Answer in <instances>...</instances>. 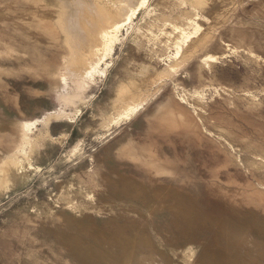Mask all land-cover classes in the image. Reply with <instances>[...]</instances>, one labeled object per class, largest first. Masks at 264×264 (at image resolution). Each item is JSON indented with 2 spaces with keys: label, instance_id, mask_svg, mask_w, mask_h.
Segmentation results:
<instances>
[{
  "label": "bare ground",
  "instance_id": "obj_1",
  "mask_svg": "<svg viewBox=\"0 0 264 264\" xmlns=\"http://www.w3.org/2000/svg\"><path fill=\"white\" fill-rule=\"evenodd\" d=\"M11 79L44 82L23 95L53 104L26 115ZM100 79L92 164L28 222L79 264H264V0H0V197L63 143L53 124H73ZM174 143L204 176L177 171Z\"/></svg>",
  "mask_w": 264,
  "mask_h": 264
},
{
  "label": "rangeland",
  "instance_id": "obj_2",
  "mask_svg": "<svg viewBox=\"0 0 264 264\" xmlns=\"http://www.w3.org/2000/svg\"><path fill=\"white\" fill-rule=\"evenodd\" d=\"M47 53L46 62L56 64L61 61L62 49L56 48ZM118 55L119 46H116L113 59L115 60ZM235 64L240 66L242 72L244 71L241 64L237 61ZM43 84L44 82L30 79L16 81L11 79L7 81V89L19 91L21 111L28 116H34L38 114L36 108H46L53 103L44 97L28 98L23 95V88L31 85L42 87ZM181 86L191 88L192 84L185 82L179 87ZM106 91L104 81L101 79L96 85L88 88V94H94L95 97L86 104L81 115L72 119L73 124L68 125L65 120L53 124L51 129L53 137H58L61 132L65 133L63 143L46 146L38 155H32V168L28 169L25 182L0 197V264H79L53 236L48 226L40 227L28 222L27 217L31 216L28 209L33 206L35 200L45 201L50 195L57 193L55 180H69L73 177V173L92 164L91 155L100 148L104 140L102 130L96 126L92 117L93 107L94 104L103 103ZM8 113L11 116L16 114L13 110H8ZM0 138L4 140V135L0 134ZM205 143L211 146L209 142ZM75 145H78L76 150ZM192 148L193 145L189 143L186 145L174 143L164 145L163 151L176 157L173 162L177 171L185 177L194 178L198 174V169L199 174L204 176L202 167H194L193 162L190 161V154L194 153ZM199 151H202L203 155L208 154L207 149L197 148L196 154L199 157L201 154ZM238 177L243 182L249 181L248 176L238 175ZM260 179L264 184V174ZM80 200L82 199H77Z\"/></svg>",
  "mask_w": 264,
  "mask_h": 264
}]
</instances>
